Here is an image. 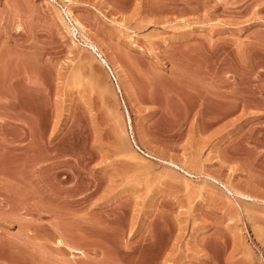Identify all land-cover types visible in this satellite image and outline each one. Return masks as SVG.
I'll use <instances>...</instances> for the list:
<instances>
[{
	"label": "rangeland",
	"instance_id": "obj_1",
	"mask_svg": "<svg viewBox=\"0 0 264 264\" xmlns=\"http://www.w3.org/2000/svg\"><path fill=\"white\" fill-rule=\"evenodd\" d=\"M0 264H264V0H0Z\"/></svg>",
	"mask_w": 264,
	"mask_h": 264
},
{
	"label": "bare ground",
	"instance_id": "obj_2",
	"mask_svg": "<svg viewBox=\"0 0 264 264\" xmlns=\"http://www.w3.org/2000/svg\"><path fill=\"white\" fill-rule=\"evenodd\" d=\"M104 63H105V61H103ZM108 68H109V66H108ZM169 163V162H168ZM174 164V163H173ZM177 167V166H176ZM181 170V169H180Z\"/></svg>",
	"mask_w": 264,
	"mask_h": 264
}]
</instances>
